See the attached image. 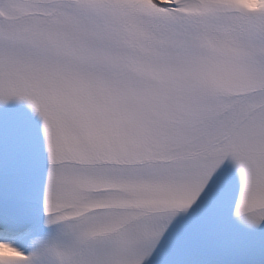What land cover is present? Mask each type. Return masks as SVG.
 I'll list each match as a JSON object with an SVG mask.
<instances>
[{"label": "snow or ice", "instance_id": "6c2138e0", "mask_svg": "<svg viewBox=\"0 0 264 264\" xmlns=\"http://www.w3.org/2000/svg\"><path fill=\"white\" fill-rule=\"evenodd\" d=\"M0 264H264V0H0Z\"/></svg>", "mask_w": 264, "mask_h": 264}]
</instances>
